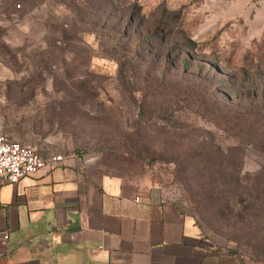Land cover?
<instances>
[{
    "label": "rangeland",
    "instance_id": "obj_1",
    "mask_svg": "<svg viewBox=\"0 0 264 264\" xmlns=\"http://www.w3.org/2000/svg\"><path fill=\"white\" fill-rule=\"evenodd\" d=\"M0 133L147 180L264 264V0H0Z\"/></svg>",
    "mask_w": 264,
    "mask_h": 264
},
{
    "label": "crops",
    "instance_id": "obj_2",
    "mask_svg": "<svg viewBox=\"0 0 264 264\" xmlns=\"http://www.w3.org/2000/svg\"><path fill=\"white\" fill-rule=\"evenodd\" d=\"M96 246L94 251L90 248ZM0 264H240L156 185L66 154L0 184Z\"/></svg>",
    "mask_w": 264,
    "mask_h": 264
},
{
    "label": "built area",
    "instance_id": "obj_3",
    "mask_svg": "<svg viewBox=\"0 0 264 264\" xmlns=\"http://www.w3.org/2000/svg\"><path fill=\"white\" fill-rule=\"evenodd\" d=\"M64 157L65 155L59 152H40L30 143L0 133V184L16 182L22 176L33 174L41 167L55 165ZM95 249L96 246L90 248L91 251Z\"/></svg>",
    "mask_w": 264,
    "mask_h": 264
}]
</instances>
